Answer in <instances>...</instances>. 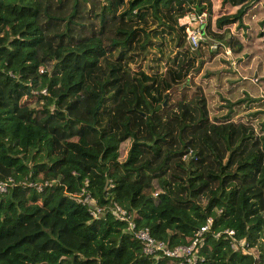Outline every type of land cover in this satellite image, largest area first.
Here are the masks:
<instances>
[{
  "label": "trees",
  "instance_id": "1",
  "mask_svg": "<svg viewBox=\"0 0 264 264\" xmlns=\"http://www.w3.org/2000/svg\"><path fill=\"white\" fill-rule=\"evenodd\" d=\"M123 1L0 0V180L14 182L0 193V264L182 260L143 254L115 204L168 248L210 219L182 264H264V109L246 113L256 126L233 118L256 101L245 93L211 117L193 77L206 52L248 62L264 0H149L127 18ZM202 12L193 49L178 18ZM93 97L88 121L75 117Z\"/></svg>",
  "mask_w": 264,
  "mask_h": 264
},
{
  "label": "rangeland",
  "instance_id": "2",
  "mask_svg": "<svg viewBox=\"0 0 264 264\" xmlns=\"http://www.w3.org/2000/svg\"><path fill=\"white\" fill-rule=\"evenodd\" d=\"M214 7L216 8L219 0H213ZM149 3V0H124L123 5L119 8L118 14L124 18L132 17L136 14L139 9H145ZM207 17V16H206ZM217 16L213 17L215 19ZM212 19V21H213ZM180 21H185L184 31L188 30L186 20L184 17H181ZM206 19L203 21L202 26L198 25V22L195 25L198 30L201 27H204ZM201 41L204 37V33L201 31L200 35ZM264 37L255 38L252 41L253 55L248 60L247 63L242 65V63L237 62V66L232 59L231 53L228 49L225 48L222 54L217 53L213 58H208V53L204 55V62L201 65L198 73L193 77L196 79V82L202 88V92L207 96L208 105L210 109V116H219L224 114L226 104L224 99L233 101L235 98H243L244 94L247 93L250 97L256 98V101H253L249 104V107L242 109V104L238 105V109L234 110L232 115L233 118H242L243 120H248L250 123L256 126L258 118L260 115L256 116H246L247 112H252L256 110L264 109ZM194 49V48H193ZM229 61L230 65L234 68L231 71L226 70L227 63ZM211 74V75H210ZM215 76L218 77V82L216 81ZM199 77V79H197ZM196 83V85H197ZM96 99L88 98L81 99L78 108L74 112V116L88 121L92 109L95 105ZM244 107V106H243ZM128 142L121 145L119 148L118 160H122L126 154V147ZM83 146L82 142H76L72 145L74 150H77ZM250 253L256 255L254 249H248ZM102 264H106V258L103 254L100 255Z\"/></svg>",
  "mask_w": 264,
  "mask_h": 264
},
{
  "label": "built area",
  "instance_id": "3",
  "mask_svg": "<svg viewBox=\"0 0 264 264\" xmlns=\"http://www.w3.org/2000/svg\"><path fill=\"white\" fill-rule=\"evenodd\" d=\"M186 20V24L188 26V30H186V38L189 42V44L193 47L196 46V43L201 39V31L196 28V26L191 24H196L198 22L199 26H202L203 21L206 19V14L202 12L198 16H194L192 13L183 16ZM181 17L178 18V24L179 25H185V21H180ZM202 29V27L200 28ZM14 184L13 180L11 178H7L5 180H0V193L5 192L7 188ZM29 186L34 187L36 190H40L43 185L46 184V182L43 183H36V182H29L27 183ZM82 190L79 191L78 195L76 196L78 200V196L82 195ZM80 202L87 203L91 212V215L96 214V209L93 207L94 201L87 195L83 194V196L80 199ZM111 215H113L117 220L124 221L126 223L125 230L128 232H131L134 236V238L139 242L141 252L148 256H165V257H171V258H181V261H178L176 264H182L183 261L190 262L191 260V253L193 248L201 243L202 240V233H204L208 228V223L210 222V219H207V223L200 227L197 231H195L191 235V241L189 245L187 246H176L173 248H168L163 242L156 241L149 233V230L145 227H139L134 228V221L132 219V215L125 211L122 207H119L118 205H114L110 209ZM229 237L232 236L233 231L232 230H225L224 231ZM217 236V233L214 235V237ZM243 242H235L234 240L230 241V247L236 248L237 245L242 246Z\"/></svg>",
  "mask_w": 264,
  "mask_h": 264
}]
</instances>
